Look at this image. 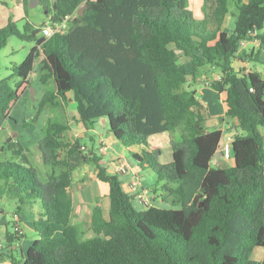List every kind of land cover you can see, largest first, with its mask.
Segmentation results:
<instances>
[{
  "label": "trees",
  "instance_id": "1",
  "mask_svg": "<svg viewBox=\"0 0 264 264\" xmlns=\"http://www.w3.org/2000/svg\"><path fill=\"white\" fill-rule=\"evenodd\" d=\"M22 2L27 6L29 0ZM187 2L42 0L53 21L73 15L66 32L45 37L41 27L27 21L21 31L12 20L0 29V51L13 35L36 42L13 67L19 77L15 85L10 77L0 79V130L38 69L40 81L53 80L55 88L44 92L36 115L48 106L74 103L76 119L88 131L106 119L110 135L153 182L152 204L136 209V195L101 164L94 147L86 152L78 140L71 142L65 120L49 118L37 144L45 181L27 149L19 141L6 142L11 157L0 160V199L14 200L17 214L41 203L33 223L38 238L22 264H264L252 259L256 248L264 249V74L244 65H264V0H215L217 27L208 32L198 28ZM231 4L236 12L229 33ZM254 40L256 50L242 49ZM202 68L218 72L209 85L225 95V118L236 121L231 163L225 167L212 163L223 131L208 129L207 108L190 84ZM166 133L173 159L161 163L162 149L153 146L148 152L143 145ZM132 145L141 146L142 154ZM77 153L107 183L110 200L107 213L101 205L92 207L93 235L87 238L73 222ZM157 199L178 208L155 205ZM7 225L0 235L6 242L0 260L18 264L12 245L24 235Z\"/></svg>",
  "mask_w": 264,
  "mask_h": 264
},
{
  "label": "rangeland",
  "instance_id": "2",
  "mask_svg": "<svg viewBox=\"0 0 264 264\" xmlns=\"http://www.w3.org/2000/svg\"><path fill=\"white\" fill-rule=\"evenodd\" d=\"M30 3V0H29ZM25 6L22 1L17 2V0H0V19L4 20L3 25L0 26V29L7 26L9 21H13L16 23L17 27L23 31L24 26L26 22L32 23L36 27H42L47 21L49 20L51 13H49L46 10V7L44 4H39L35 7H31L30 5ZM188 8L192 11L195 22L199 24L198 28L200 30H203L205 32L208 31H214L217 27L216 22L212 18V13L215 8V0H188L187 2ZM236 12V8L234 4H231L230 6V13L228 15V22L226 25L227 30L229 33L233 32L234 29V21L235 17L233 16V13ZM264 32V29L263 31ZM41 35V33L39 34ZM36 44L35 41H28L25 39H22L18 37L17 35H13L8 38L6 46L0 51V79L10 77V84L12 86L15 85V83L19 80V77L15 76L13 74V67L17 64H20L29 54L31 48ZM258 48V42L251 41L246 42L242 45L243 50H256ZM181 61L187 62L186 58H181ZM236 69L237 62L235 61ZM254 68L258 71L262 72L264 74V65L260 63H252L249 65L248 68ZM38 69L30 75V86H27V89L25 91H22L20 94L19 99L17 102L13 105V107L10 110L11 117L6 118L4 121L3 127L0 130V160L8 159L11 157L10 151L7 150V148H3L4 145H6V142H10L12 140L19 141L26 149V153L28 154V157L30 159L31 164L36 168V171L42 181H45L47 179L46 169L42 168V162L39 160V150H36V146L40 139L42 138L44 134V126L49 118L53 120H65L66 122H73L76 114V108L74 103H69L64 106L59 107H45L38 115L37 108L39 106V102L41 101L44 92L51 91L55 88V84L53 80L48 81L46 84H43L39 79ZM31 89H34L35 92L33 95L31 94ZM37 92V93H36ZM33 96V97H32ZM213 108L214 112H216V116H223L224 114V102L223 100H219L215 98L213 100ZM35 118V120H33ZM230 121L231 119H227ZM234 120H231V122L234 125ZM74 123V122H73ZM70 124V123H69ZM34 126L30 130V128ZM81 126L83 127L82 123ZM95 130L92 131L89 130L88 135L86 137H80L77 138L75 136V133L70 132L69 138L72 143H74L76 140H78L82 147L83 151H89L90 148L87 146L84 147L83 145H90L95 148L96 153H100L99 155L102 156V159L104 163L107 165L108 172L110 173H117L114 169V163L116 162L114 159L115 155H124L125 161L129 163L131 169L139 170L141 179L145 181L147 185H149V188H151L152 185V179H151V173L148 170H142L138 165L135 158L132 156L131 152L123 146L121 143H119L117 140H114L110 134L107 133L108 128L107 124H104L101 119L97 120L94 124ZM105 127V128H104ZM262 134H264V126L260 128ZM17 133V135H15ZM100 134H103L104 140L100 143ZM178 133H176V137H178ZM89 136H92L94 140L90 139ZM163 135H161L162 137ZM160 135L158 136H152L149 138L150 145L147 147L143 145L145 148V151L150 152L151 148L154 142H158L161 146H159L160 149H162V154L158 156V161L161 163H168L171 162L172 157V147L170 146V136L168 135V138L163 136L164 138L161 139ZM11 139V140H10ZM104 143L108 146L106 154H101L99 151V148L101 144ZM119 148L118 150L115 149V146ZM155 145H157L155 143ZM132 151L139 152L142 154V147L138 145H132L130 147ZM222 153L218 151L214 157V159H221ZM82 157L80 153H77L72 158L73 164L76 165L75 171L73 173V181L76 183L79 182V174H80V167L79 162H82ZM79 161V162H78ZM78 163V164H77ZM214 166H219L215 162H213ZM94 168V166L92 165ZM82 168V167H81ZM91 167L88 171H86L84 180L87 182L90 181L89 173L91 171ZM119 175V178L123 181V187L124 190L132 194V191L128 189L127 187V180L129 176L134 175L132 172L129 174H122L117 173ZM81 175V174H80ZM104 186H106V189L103 191V193L100 194L99 201L103 203L104 211H106V208H109L110 200L107 194L108 185L105 182H101ZM77 185V184H76ZM95 189L94 186L88 184L87 186L81 187V189H78L76 192V202H82L84 201V215L82 218H79V220L73 219V222L76 223L79 227H81L84 231V238H87L89 236H92L93 233L90 230V224H89V218L91 216V207L92 204H94V198L92 191ZM150 190V189H149ZM91 192V193H90ZM150 192V191H149ZM106 193V194H105ZM152 195V192H151ZM156 201V202H155ZM154 203L156 205L163 207V208H178V206H172L171 204L162 203L159 199L155 200ZM9 203V204H8ZM90 206H89V204ZM133 206L136 209H142L145 205L140 202L139 196L136 194L135 197L132 198ZM5 205L7 206V210L9 212V215H6L7 218L11 216V212L13 210V204L12 199L9 197H3L0 199V206ZM37 207H41L40 201L37 203ZM7 228L9 231L13 232L14 227L11 220L8 221ZM6 225L2 226V232L5 233ZM58 234H61V232H58ZM23 239V238H22ZM21 239V240H22ZM264 249L263 248H256L252 254V259L260 261L264 258Z\"/></svg>",
  "mask_w": 264,
  "mask_h": 264
},
{
  "label": "crops",
  "instance_id": "3",
  "mask_svg": "<svg viewBox=\"0 0 264 264\" xmlns=\"http://www.w3.org/2000/svg\"><path fill=\"white\" fill-rule=\"evenodd\" d=\"M20 1H22V0H17V2H20ZM2 22H4V20L0 19V26L4 24ZM244 65L246 66V68L248 70L250 69V68H248L249 65H250L249 63H246ZM198 74L199 75L195 79H193V78L191 79L190 84L192 83L191 87L198 91V97H199L200 101L207 108L206 117H207L208 129L209 130L221 129L223 131L222 143L220 145V148L218 149V151H220L222 153V147L227 142V137L228 136H232L233 133H235L237 131L236 130L237 129L236 128V121L235 120L233 121L234 122V125H233L231 120L228 121L225 118V111H226V106H225V102H224L225 95L222 94V93L217 92L216 90H214L209 85V83L212 80V77L218 78V72H216V70H212L211 68H208V69L202 68V69L199 70ZM26 89H27V87H24L22 89V91H25ZM31 90H34V89H31ZM34 92H35V90H34ZM215 98H217L219 100H223V102H224L225 110H224L223 116H216V112H214L213 100ZM75 118H76V114H75ZM101 120H102V122L104 124H107V128L109 129L108 121L106 119H101ZM73 122H69V123H70L71 131L75 133V136L77 138L86 137L88 135V132H87L88 130L84 126L82 127L81 123L77 119H75ZM93 130H95V127L92 129V131ZM161 135L165 136V138L166 137L168 138V134L167 133L166 134H161ZM161 135H160V137H161ZM163 136L161 137V139L164 138ZM89 138L94 140V138L92 136H89ZM112 138L114 139L113 136H112ZM104 139L105 138H104L103 134H100V139H99L100 143L102 141H105ZM155 143L157 145H155ZM83 146L84 147L87 146L88 148H92L93 147V146H90L89 144L88 145H83ZM151 146L152 147L153 146L154 147H159L161 145L158 142H154L153 145H151ZM115 149H117V150L119 149L117 147V145L115 146ZM36 150H39L37 146H36ZM98 154H100V153H98ZM101 154H104V153H101ZM121 157L125 160V156L124 155H119V153H118V155L114 156V159L117 160L118 158H121ZM39 160H41V162L43 164L40 151H39ZM213 162L218 164L220 167H225L229 163H231L230 161L225 160L224 157L219 159V160L214 159L212 161V163ZM101 164L107 167V165L104 163L103 159L101 160ZM115 164H116V162L114 163V169H115ZM78 165H79V167L81 169L80 170V174L81 175L79 174V179L80 180L77 183L75 181H73V184H72V187H71V194L73 196V201H74V205H75V212H74V215H73V219H75V220H79V218L83 217V215H84V213H83L84 205L86 204L84 201H82V202H76L75 201L76 192L78 191V189H81V187L87 186L88 184H90V185L95 187V189L92 191V193H93L92 197L94 198V204H92V206H90V204L88 203L89 206L91 207V209H92V207L94 205H101V206L103 205V203L101 201H99V198H100V194L103 193V191L106 189V186L101 184V181L98 180L97 171H96L95 168L92 167V164L83 162V158H82V162H79ZM74 166H76V165H74ZM90 167L92 168L90 173H89L90 181L87 182L86 180H84V176L86 174L85 172L88 171ZM42 168H45L44 164L42 165ZM132 172L134 174H138V176H139V178L141 180V185L139 186V189L136 191V193L132 192V194L133 195L138 194L142 188H147L149 190L150 189L149 185H147L145 183V181L143 179H141L140 171L139 170H135L132 167L131 173ZM130 178H131V176H129L128 180H127V187H128L129 190H131L129 188V186H128ZM106 191H107V194H108V190H106ZM149 191H150V195H151V190H149ZM151 197H152V195H151ZM12 204H13L14 207H13V210L11 212L10 218H9V216H8V218L6 216V215H9V212L7 210V206H5V205L0 206V235L3 236L4 233L2 232V226L6 225V223H8L9 220H11L13 222V225H15V224H19L20 225L24 237L18 243L12 245V249L14 250L13 251L14 257L18 260V264H22L23 258L25 256V253H26L28 247L38 238V235H37V233H36V231L34 229V224L33 223H34V220L37 219V217L40 215L41 207L38 208L37 207L38 206L37 203L32 208L31 207H22L20 212H19V214H17L15 212V210L17 208L16 202L14 200H12ZM154 204L156 205V203H154ZM108 209L109 208H106V211H104V212L107 213ZM103 210H104V208H103ZM90 212H91V210H90ZM15 216H17L19 218V220L17 222L15 221ZM90 219H91V216L89 218V221H90ZM57 232H62L61 227L57 228ZM0 245H2L3 247L6 246V242H5V239L3 237L0 239ZM263 254H264V252H263ZM263 259H261V260H263ZM0 264H13V263H12V261L9 258H3V259L0 260Z\"/></svg>",
  "mask_w": 264,
  "mask_h": 264
},
{
  "label": "built area",
  "instance_id": "4",
  "mask_svg": "<svg viewBox=\"0 0 264 264\" xmlns=\"http://www.w3.org/2000/svg\"><path fill=\"white\" fill-rule=\"evenodd\" d=\"M73 17V15H67L64 18H61L58 21H53L51 19V16L49 18V20L47 21V23H45L42 27H41V31L42 34L45 37H51L56 33H64L68 30L69 28V21L71 20V18ZM233 140L232 136H228L227 137V142L223 145L222 147V151L224 152V159L228 160L231 158L230 155V145L231 142ZM108 149V146L104 143L101 144L99 151L101 153H106ZM115 171L117 173H122V174H128L131 173V167L129 165V163H127L122 157L118 158L116 160V164H115ZM141 185V180L138 176V174H134L131 176L130 180H129V188L131 189V191L133 193H136V191L139 189V186ZM139 196V199L141 201L142 204L144 205H151L152 204V199H151V195L150 192L147 188H142L140 190V192L137 194ZM19 220V218L17 216H15V221L17 222ZM15 230L22 232V229L20 227L19 224H15ZM1 247V245H0Z\"/></svg>",
  "mask_w": 264,
  "mask_h": 264
},
{
  "label": "water",
  "instance_id": "5",
  "mask_svg": "<svg viewBox=\"0 0 264 264\" xmlns=\"http://www.w3.org/2000/svg\"><path fill=\"white\" fill-rule=\"evenodd\" d=\"M41 1H42V0H30L29 5H30L31 7H35V6L39 5V4H41ZM82 10H83V8H82ZM79 14H82V12L80 11ZM33 93H34V90H31V94H32V95H33ZM32 97H33V96H32ZM32 128H34V126H32V127L30 128V130H31ZM107 133H108V134L110 133V129H108ZM15 135H17V133H16ZM10 140H11V139H10ZM21 161H22V160H21Z\"/></svg>",
  "mask_w": 264,
  "mask_h": 264
}]
</instances>
